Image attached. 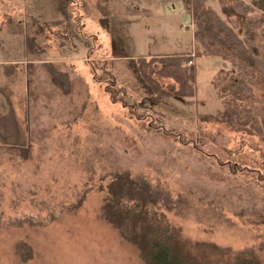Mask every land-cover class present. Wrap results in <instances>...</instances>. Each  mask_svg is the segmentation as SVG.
Returning a JSON list of instances; mask_svg holds the SVG:
<instances>
[{
    "label": "rangeland",
    "instance_id": "1",
    "mask_svg": "<svg viewBox=\"0 0 264 264\" xmlns=\"http://www.w3.org/2000/svg\"><path fill=\"white\" fill-rule=\"evenodd\" d=\"M193 28L182 0H0V264H141L101 217L115 172L145 181L185 237L264 264V140L205 119L223 65L193 56ZM174 53L196 96L147 94L131 67Z\"/></svg>",
    "mask_w": 264,
    "mask_h": 264
},
{
    "label": "trees",
    "instance_id": "2",
    "mask_svg": "<svg viewBox=\"0 0 264 264\" xmlns=\"http://www.w3.org/2000/svg\"><path fill=\"white\" fill-rule=\"evenodd\" d=\"M123 1L136 11L146 0ZM208 2L182 0L191 15L193 39L198 46L193 56L209 55L223 60V67L211 80L221 109L205 119L264 140V0H218L220 10ZM231 16L237 20H231ZM144 59L131 68L147 94L196 96L197 70L188 53ZM227 62L231 69L226 68ZM161 79L171 80L167 89ZM100 190L104 193L101 217L135 248L141 264H262L251 249L233 250L212 241L185 237L181 228L171 224L160 210L157 193L141 179L115 172L100 185ZM18 246L30 254L25 243L19 242Z\"/></svg>",
    "mask_w": 264,
    "mask_h": 264
},
{
    "label": "crops",
    "instance_id": "3",
    "mask_svg": "<svg viewBox=\"0 0 264 264\" xmlns=\"http://www.w3.org/2000/svg\"><path fill=\"white\" fill-rule=\"evenodd\" d=\"M5 63H6V61H5ZM221 63H222L221 64V66H222L223 60ZM1 64H4V61H0V65ZM220 68H222V67H220ZM6 69L7 68H5L4 65H3V67H0V84L3 83V85L0 87H4V85H7L6 83H8V79L10 80V77H11V75H9V72H5ZM5 102L9 103L7 100Z\"/></svg>",
    "mask_w": 264,
    "mask_h": 264
}]
</instances>
